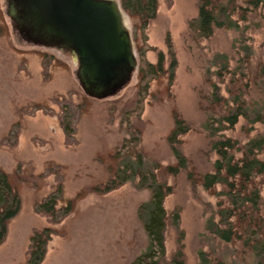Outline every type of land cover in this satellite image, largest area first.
<instances>
[{
    "label": "rangeland",
    "instance_id": "obj_1",
    "mask_svg": "<svg viewBox=\"0 0 264 264\" xmlns=\"http://www.w3.org/2000/svg\"><path fill=\"white\" fill-rule=\"evenodd\" d=\"M113 1L131 38L136 67L116 95L84 100L72 56L26 42L0 0V173L9 177L19 200L15 217L5 229L0 226V264H130L148 246L138 209L149 193L132 183L111 187L98 158L119 154L138 164L140 157L142 166H135L145 170L174 165L167 139L176 115L189 130L179 139V152L196 174L211 173L216 158L202 131L206 114L200 99L209 93L206 80L215 71L216 56L225 55L232 72L246 74L251 83L256 75L255 86L247 79L241 84L250 88L249 105L264 103V8L247 14L237 29H215L202 39L191 28L199 0H157L155 14L153 0ZM168 47L175 66L169 65ZM160 53L165 73L158 77L154 66ZM220 88L226 96L224 85ZM243 125L241 119L225 135L245 144L264 133L255 125L246 135ZM187 175L158 172L172 187L165 211L169 219L179 215V228L169 223L165 233V259L182 245L184 264H199V252L210 264H257L240 258L237 247L206 235L216 198L193 187ZM260 194L264 220V184ZM15 207L0 174V221Z\"/></svg>",
    "mask_w": 264,
    "mask_h": 264
},
{
    "label": "trees",
    "instance_id": "obj_2",
    "mask_svg": "<svg viewBox=\"0 0 264 264\" xmlns=\"http://www.w3.org/2000/svg\"><path fill=\"white\" fill-rule=\"evenodd\" d=\"M153 5L155 14L157 0H153ZM243 6L247 8L243 9ZM263 8L264 0H240V3H236V0H199L197 18L191 28L199 38L208 39L215 29H237L238 22L245 21L247 14ZM237 13L240 14L238 21L234 19ZM167 54L169 65L175 66L171 47L167 48ZM164 60L165 56L160 53L154 66L158 77L165 73ZM214 60L215 71L211 76L208 75L206 80L209 93L200 99L201 111L206 114L202 131L209 141L208 152L216 158L211 173L196 174L185 156L179 152V139L189 130L176 115L174 129L167 139L175 158L174 165L164 168L157 165L145 170L140 167V157H137L140 166H135L138 164L131 163L127 157L121 159L119 154L98 158V161L107 167L108 183L111 187L120 188L132 183L139 190L149 193L148 201L138 209V219L147 236L148 246L146 251L130 264H184L182 245H179L170 260L165 259V233L169 223L174 228H179V215L175 212L171 215L172 219H169L165 211L164 203L172 193V187L158 178L160 170L167 176H176L180 172L188 171L187 178L193 187H200L205 193L216 198V210L205 222L206 235L212 240L237 247L240 258L251 257L258 261L257 264H264V220L260 194L264 184V133L248 138L245 144L225 135L226 132L234 131L241 119L244 121L242 130L247 128L246 135L253 131L255 125L264 127V103L255 104V107L249 105L246 98L250 88L248 84H241V81L247 79L250 85L255 86L258 78L255 75L251 83V77L246 74L232 72L225 55L216 56ZM53 66L55 67V64ZM212 78L217 82H212ZM168 80H172L171 72ZM220 85H224L226 96L221 95ZM83 99L91 98L84 94ZM0 174L5 191L12 196L16 204L14 212L1 217L0 226L5 229L17 214L19 200L9 177L4 173ZM217 187L220 188L218 191ZM93 191L98 192V188L95 187ZM80 194L81 192H78L75 197ZM73 200H70V204L75 203ZM70 204L69 209H72ZM5 207L6 205L1 212ZM158 254L157 260L153 261ZM198 257L199 264H210L206 253L199 252Z\"/></svg>",
    "mask_w": 264,
    "mask_h": 264
},
{
    "label": "water",
    "instance_id": "obj_3",
    "mask_svg": "<svg viewBox=\"0 0 264 264\" xmlns=\"http://www.w3.org/2000/svg\"><path fill=\"white\" fill-rule=\"evenodd\" d=\"M6 16L34 46L68 52L83 93L105 100L136 67L131 38L113 0H5Z\"/></svg>",
    "mask_w": 264,
    "mask_h": 264
}]
</instances>
